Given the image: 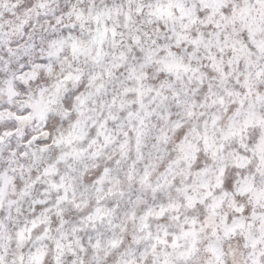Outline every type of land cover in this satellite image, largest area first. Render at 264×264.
Returning a JSON list of instances; mask_svg holds the SVG:
<instances>
[{"label": "snow or ice", "instance_id": "obj_1", "mask_svg": "<svg viewBox=\"0 0 264 264\" xmlns=\"http://www.w3.org/2000/svg\"><path fill=\"white\" fill-rule=\"evenodd\" d=\"M0 264H264V0H0Z\"/></svg>", "mask_w": 264, "mask_h": 264}]
</instances>
